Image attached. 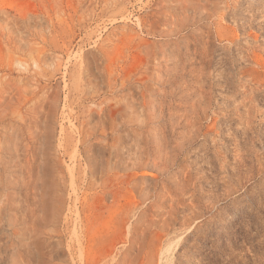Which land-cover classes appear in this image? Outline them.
<instances>
[{
  "label": "rangeland",
  "instance_id": "374dc122",
  "mask_svg": "<svg viewBox=\"0 0 264 264\" xmlns=\"http://www.w3.org/2000/svg\"><path fill=\"white\" fill-rule=\"evenodd\" d=\"M0 264H264V0H0Z\"/></svg>",
  "mask_w": 264,
  "mask_h": 264
}]
</instances>
